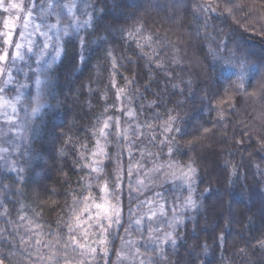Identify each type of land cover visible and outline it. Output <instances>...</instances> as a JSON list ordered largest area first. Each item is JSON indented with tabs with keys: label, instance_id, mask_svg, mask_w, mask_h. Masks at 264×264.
Here are the masks:
<instances>
[{
	"label": "snow or ice",
	"instance_id": "6c2138e0",
	"mask_svg": "<svg viewBox=\"0 0 264 264\" xmlns=\"http://www.w3.org/2000/svg\"><path fill=\"white\" fill-rule=\"evenodd\" d=\"M109 2L114 9H119L117 0H39V3L35 0H0V11L7 14L0 19V169L16 173L10 183H4L6 177L0 172V217L10 215L4 198L13 186L17 194L23 191L22 184L31 165L29 152L25 151L22 164L10 159L9 153L20 152V141L30 144L37 121L48 111L61 108L59 99L52 103L55 98L52 81L54 66L66 51V38L75 41L72 44L76 52L72 58L73 72L80 62L87 64L91 45L98 43L103 60L97 61V67L110 64V87L109 84L104 86L101 98L106 99L108 92L115 89V102L106 104L95 116L83 142L64 129L58 133L64 137L56 149L58 156L65 158L71 145L77 157L73 163L84 174L79 177L78 188L71 190V204L57 218L56 229L47 225L49 230L45 231L46 225L40 221L42 213L34 208L29 213L26 208L31 207V203L21 202L16 222L8 219L7 223L15 227L16 235L12 241L19 237V247L25 255L12 248L0 247V264H100L101 261L103 264H170L165 245L175 253L179 239L177 230L186 226V219H194L192 213L202 206L204 194L210 192V188H204L198 199L196 159L189 157L183 163L177 159L180 138L184 135L181 127L184 117L169 108L165 113L157 111L154 114L155 123L138 122V114L130 106L132 98L128 95V86L135 77L133 80L124 77V86L117 81V74L124 67L122 62L127 59L135 63L136 60L132 56L118 55L115 48H105L106 39L92 34L97 22L104 20L106 32L119 33L123 46L134 43L140 56L148 63L155 62L158 69L164 67L162 60L154 61L160 41L154 40V34L145 28L142 20L124 26L106 19L102 14L107 12ZM97 4L103 6L97 7ZM174 4L177 10L186 7L185 0H174ZM218 7L208 0H193L192 15L198 31L203 29L205 36L209 35L207 29L210 26L207 13L216 12ZM224 11L231 14L233 7L225 6ZM201 16L205 17L202 24L198 23ZM127 19H131V15ZM124 51L127 52V47ZM209 55L213 61L210 67L216 77L230 72L231 76L224 79L236 92L255 95L249 94L246 88L249 73L255 67L252 61L238 55V49H229L225 40L215 48L209 46ZM14 69L19 75H14ZM30 84L34 86L31 89ZM172 87L183 93L180 84ZM148 103L149 107H159L156 100ZM219 103L222 105L224 101ZM110 108H115L116 114H109ZM217 118L218 122L224 120L222 109L217 111ZM203 131L206 134L209 129ZM246 135H241L236 144L242 145ZM141 137L148 139L149 146L136 147L143 144ZM113 143L117 149L114 153L108 148ZM184 143L191 145L193 141ZM260 148L264 151V140L260 142ZM125 155L128 157L126 162ZM109 164L113 165L111 169ZM224 164L229 170L228 184L232 185L238 168L228 160ZM256 167L264 175V169L259 164ZM166 184H171L173 189L168 195L165 194ZM125 187L129 193L127 223H124L122 199ZM133 199L135 203L131 202ZM228 207L231 208L230 203ZM119 228H123L122 234ZM5 232L6 229L0 227V233ZM117 238L119 244H116ZM220 238L223 239V235ZM141 240L143 248L139 244ZM257 245L264 248V240H258ZM201 247L203 251L196 254L192 264L197 259L200 264H207L202 257L207 254L208 245L205 243Z\"/></svg>",
	"mask_w": 264,
	"mask_h": 264
},
{
	"label": "trees",
	"instance_id": "16d2710c",
	"mask_svg": "<svg viewBox=\"0 0 264 264\" xmlns=\"http://www.w3.org/2000/svg\"><path fill=\"white\" fill-rule=\"evenodd\" d=\"M117 2L118 10L109 2L107 12L102 15L124 26L135 23L137 19L142 20L145 28L154 34V40L160 41L154 61L162 60L164 67L158 69L155 62L148 63L140 56L134 43L123 46L119 33L105 31L104 20L97 22L92 35L104 37L107 41L105 48H115L118 55L132 56L136 60L135 63L127 59L122 62L124 67L117 74V81L124 86V77L130 80L135 77L128 86V95L132 98L130 106L138 114V122L149 120L155 123L154 114L157 111L165 113L169 108L185 118L181 122L184 135L180 138L177 159L181 163L189 157L196 159L198 199L204 188H210V192L204 194L202 206L192 213L194 219H186V226L177 230L179 239L175 253L165 245L170 264H192L205 243L209 250L202 259L207 264H264V248L257 245L258 240H264V175L256 167L259 164L264 169V151L260 148V142L264 140V0H231V3L229 0H208L214 7H219L216 12L207 13L210 19L207 36L203 29H197L192 15L193 0H185L186 7L180 10L175 8L174 0ZM101 6L97 4V7ZM225 6L233 7L231 14L224 11ZM129 15L131 19H127ZM3 16L0 11V19ZM204 18L201 16L198 23L202 24ZM221 40H225L229 49H238V55H244L254 63L246 88L249 94L255 95L236 92L224 79L231 76L230 72H224L220 77L213 74L209 46L215 48ZM73 43L75 41L65 39L66 51L54 66L52 94L55 98L52 103L59 99L61 108L48 111L38 120L30 144L20 141V152L11 154L12 160L22 164L25 151L29 152L31 165L22 184L23 191L17 194L13 186L4 198L10 215L0 217V227L6 229L5 233H0V247L12 248L21 255L25 253L19 247V237L12 241L16 235L15 227L7 223L8 219L16 222L19 204L31 203L26 211L31 213L34 208L41 212L40 221L46 225L45 231L49 230L47 225L55 230L57 218L71 204V190L78 188L79 177L84 174L73 163L77 157L71 145L65 158L58 156L56 149L64 139L58 133L64 129L83 142L95 116L103 111L106 104L115 102V89L108 92L106 99L101 98L104 86L109 84L110 64L97 67V61L103 60L98 43L91 45L87 64L80 62L74 72L71 70L72 58L76 55ZM124 47H127V52ZM173 84H180L183 93L179 88L174 89ZM151 100H156L159 107H149ZM178 101L183 103L178 104ZM220 101L224 104L221 105ZM219 109L223 110L225 118L218 122ZM109 114H116V109L110 108ZM205 128L209 129L206 134ZM245 133L244 143L237 145L236 140ZM186 140L193 143L187 145L184 143ZM141 141L143 144H137V148L149 146L148 139L141 137ZM108 148L112 153L117 151L115 143L109 144ZM123 159L126 162L128 157L125 155ZM225 160L238 168L232 185L228 184L229 170L225 167ZM108 167L111 169L113 165ZM0 172L6 177L4 183H10L16 176L9 170L0 169ZM165 188L166 195L173 191L171 184H166ZM122 199L124 223H127L129 193L126 187ZM44 201L49 203H42ZM131 202L135 203V200ZM119 232L122 234L123 228H119ZM116 244H119L118 238ZM143 246L141 240V248ZM195 264H200V260L197 259Z\"/></svg>",
	"mask_w": 264,
	"mask_h": 264
},
{
	"label": "rangeland",
	"instance_id": "374dc122",
	"mask_svg": "<svg viewBox=\"0 0 264 264\" xmlns=\"http://www.w3.org/2000/svg\"><path fill=\"white\" fill-rule=\"evenodd\" d=\"M35 2H36V0H35ZM4 15H7V14L4 13ZM21 63H23V62H21ZM13 71H14V75H19L18 73H16V70H15V69H14ZM21 78H23V77H21ZM30 86H33V85L30 84ZM12 153H13V152H10V153H9V157H10V159H11V154H12ZM0 163H2V162H0ZM2 171H6V172H7L8 170L2 169ZM139 242H140L139 244H140V246H141V241H139ZM143 245H144V242H143Z\"/></svg>",
	"mask_w": 264,
	"mask_h": 264
}]
</instances>
